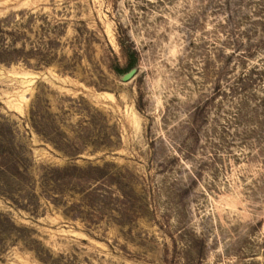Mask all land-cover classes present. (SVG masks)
Returning <instances> with one entry per match:
<instances>
[{
    "label": "rangeland",
    "instance_id": "374dc122",
    "mask_svg": "<svg viewBox=\"0 0 264 264\" xmlns=\"http://www.w3.org/2000/svg\"><path fill=\"white\" fill-rule=\"evenodd\" d=\"M0 59V264H264V0H0Z\"/></svg>",
    "mask_w": 264,
    "mask_h": 264
},
{
    "label": "trees",
    "instance_id": "16d2710c",
    "mask_svg": "<svg viewBox=\"0 0 264 264\" xmlns=\"http://www.w3.org/2000/svg\"><path fill=\"white\" fill-rule=\"evenodd\" d=\"M118 42L125 58V67L121 69L116 66L113 70L117 74H123L137 65L138 55L127 37H120ZM0 62L9 61L0 59ZM32 126L36 130L34 123H32ZM15 133L13 125L0 122V191L9 196L12 193L22 192L23 184L28 175V168L30 165L28 159L24 157V147L16 140ZM53 146L67 157L73 158L77 155L74 152H69L67 149L59 148L56 145ZM93 169L95 170L97 168L91 167L88 170ZM72 170L80 173L83 171L78 168H73ZM64 172H67L66 169L59 170L48 168L42 175L45 186L49 184V182H52L54 173L63 174ZM61 182V187H64V185L67 184L66 180H61Z\"/></svg>",
    "mask_w": 264,
    "mask_h": 264
},
{
    "label": "water",
    "instance_id": "95a60500",
    "mask_svg": "<svg viewBox=\"0 0 264 264\" xmlns=\"http://www.w3.org/2000/svg\"><path fill=\"white\" fill-rule=\"evenodd\" d=\"M135 70H136V65L134 67H132L126 74H124L122 76V80L123 81L129 80L134 75Z\"/></svg>",
    "mask_w": 264,
    "mask_h": 264
}]
</instances>
